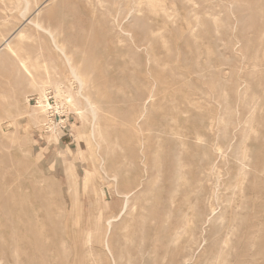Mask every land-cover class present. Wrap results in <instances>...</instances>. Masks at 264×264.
<instances>
[{"label":"rangeland","instance_id":"374dc122","mask_svg":"<svg viewBox=\"0 0 264 264\" xmlns=\"http://www.w3.org/2000/svg\"><path fill=\"white\" fill-rule=\"evenodd\" d=\"M20 28L0 264H264V0H0Z\"/></svg>","mask_w":264,"mask_h":264},{"label":"bare ground","instance_id":"6f19581e","mask_svg":"<svg viewBox=\"0 0 264 264\" xmlns=\"http://www.w3.org/2000/svg\"><path fill=\"white\" fill-rule=\"evenodd\" d=\"M138 2V1H137ZM18 4V3H17ZM18 7V6H17ZM16 7V8H17ZM25 8H24V11H23V13H22V16L24 17V18H26V15H27V13H28V10H29V3L28 2H25V6H24ZM41 7V6H40ZM38 9V8H37ZM42 9V8H41ZM19 11V10H18ZM41 12V11H40ZM37 13H39V10H37L36 11V14ZM23 18V19H24ZM26 21L28 22V24H31L32 23V18H28V19H26ZM37 27L40 29V27L37 25ZM38 29V30H39ZM7 35V34H6ZM28 34H26L21 28L19 29V30H16V32H14L13 34H11V36H9L8 38H6L3 42H2V44L0 45V55L1 54H3V52H8V53H10V54H12L13 56L16 54V51H15V49H14V44L16 43L15 41H19V42H21V41H23L24 39H27L28 37ZM4 39V38H3ZM31 54V53H30ZM65 56V55H64ZM40 58V57H39ZM66 58V57H65ZM25 59V58H24ZM67 60V59H66ZM19 61V60H18ZM30 62V61H29ZM37 62V61H36ZM35 62V63H36ZM27 61H24V60H21V61H19V65L22 67V70L23 69H25L27 72H28V68H27ZM73 64V63H72ZM70 65V64H69ZM45 66V65H44ZM43 66V67H44ZM72 66V65H71ZM41 66H38V68H40ZM42 67V69H44L45 70V68H43ZM46 67V66H45ZM47 68V67H46ZM71 68V70H72V72H73V75H74V77L76 78V79H78V76H76L75 75V73H74V71L73 70H75V69H73V67H70ZM43 70V72H45ZM47 71V70H46ZM26 72V74L27 75H30L31 76V74L28 72L27 73ZM76 72V71H75ZM29 76V77H30ZM32 77V76H31ZM49 78V77H48ZM32 79H33V77H32ZM37 79V78H36ZM82 80V79H81ZM41 81V80H40ZM77 81H80V80H77ZM81 82V81H80ZM35 83H36V81H35ZM34 83V80L32 81V84H35ZM45 83V82H44ZM37 84V83H36ZM40 84V83H39ZM38 85V84H37ZM32 86V85H31ZM43 83H42V87L41 86H39L40 88H42V90L44 91V89H43ZM38 86H37V88H39ZM82 87V86H81ZM81 90V89H80ZM41 91V90H40ZM42 91V92H43ZM46 93V92H45ZM42 97V96H41ZM41 97H38V98H40L41 99ZM46 97V96H45ZM44 97V95H43V98H45ZM82 97V96H81ZM69 99V98H68ZM38 100V99H37ZM44 100V99H43ZM68 101H70V100H68ZM44 102V101H43ZM38 103H39V108H42V109H44V110H49V109H52V106H51V104H49L48 102L47 103H45V104H42L39 100H38ZM86 103H87V105L89 104H91L90 103V101L88 100V99H86ZM95 104H97V103H95ZM88 105V106H89ZM91 106V105H90ZM89 106V107H90ZM38 108V109H39ZM57 108V107H56ZM92 110V109H91ZM94 111V110H93ZM95 112V111H94ZM95 116H96V114H95ZM251 116V115H250ZM38 120V119H37ZM96 121V120H95ZM33 123V122H32ZM95 124V123H94ZM4 159V158H3ZM172 172V171H171ZM106 175V174H105ZM128 200V199H127ZM125 201V204H124V207H123V210H122V213H121V215L122 214H124V212L126 211V209H127V203H128V201ZM9 211V210H8ZM120 215V214H119ZM119 217H121V216H119ZM111 224H112V221H110L109 222V226H111ZM13 230V229H12ZM122 253V252H121ZM12 258H13V256H12ZM255 261V260H254Z\"/></svg>","mask_w":264,"mask_h":264}]
</instances>
